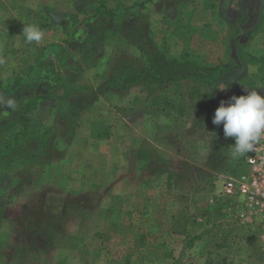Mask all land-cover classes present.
Returning a JSON list of instances; mask_svg holds the SVG:
<instances>
[{
  "label": "rangeland",
  "instance_id": "obj_1",
  "mask_svg": "<svg viewBox=\"0 0 264 264\" xmlns=\"http://www.w3.org/2000/svg\"><path fill=\"white\" fill-rule=\"evenodd\" d=\"M262 9L264 0H0V148L8 128L20 132L30 121L28 140L0 158V264H264L256 221L241 224L235 216L244 197L222 193L223 173L248 171L244 156L233 158L234 139L224 137L223 126L180 140L183 129L164 124L178 154L168 162L153 158L154 172H142L136 185L131 177L111 181L106 140L90 137H106V111L113 109L102 84L115 60L140 55L136 43L181 59V40L245 41L255 26L264 30ZM27 25L43 31L40 42H26ZM207 30H216L214 38ZM232 47L219 63L252 58L218 84L226 97L246 94L264 77V52ZM69 79L78 90L61 102ZM22 80L30 82L15 100L11 87ZM131 90L144 99L139 87ZM30 100L37 104L26 111ZM72 115L79 118L73 129L60 124V116ZM56 132L72 133L75 146Z\"/></svg>",
  "mask_w": 264,
  "mask_h": 264
},
{
  "label": "crops",
  "instance_id": "obj_2",
  "mask_svg": "<svg viewBox=\"0 0 264 264\" xmlns=\"http://www.w3.org/2000/svg\"><path fill=\"white\" fill-rule=\"evenodd\" d=\"M261 17H264L263 9ZM222 21L224 20L222 19ZM262 26H255L250 36L251 38L245 41L235 39L181 40V53L186 60L211 63L213 61L214 64H218L228 55L226 53L228 46H233L232 48L237 49L240 42H245L246 48H250L257 55L264 52V30ZM215 33L216 30H213L212 34L207 30V36H210V38H214L212 36H215ZM218 35L221 38L220 34ZM180 88V85H170L152 95H146L141 91L144 97L142 101H140L141 95L137 98V95L131 93L134 90L123 95L106 92V104L110 105L109 103H112L109 108L113 109L112 112L106 111V137L95 135L90 137L97 142L106 140V174H113L111 181L116 177H121L124 182H127V178L131 177L135 179L136 185L139 179L140 181L142 180V172H145L150 167V171L154 172L152 171L153 158L168 162L172 159V156H177L178 146L171 140V137L161 131L162 127L171 129L178 126V128L181 127L183 129L179 133L178 138L182 133H191L193 111L189 107L184 89L177 90ZM58 99L61 102L66 100V98L63 99L62 97ZM72 116H60L59 121H64L60 124L68 123L70 126L78 124L79 118L76 115ZM140 119L142 121L141 124ZM164 124L171 126V128L169 126L164 127ZM127 126L132 128L129 129ZM71 129H73V126H71ZM71 134L63 136L62 133H58L56 138L60 135L66 142H73L74 144L76 139L74 138L73 140L72 138L70 140ZM61 138L56 139V141H63ZM179 139L181 140V138ZM182 140L184 143L186 142V140ZM190 140L188 137V141ZM68 146H72V144ZM164 172H167V170ZM157 177L162 178L163 176L158 172ZM106 180H108L107 177ZM128 185L130 184L124 183L122 186Z\"/></svg>",
  "mask_w": 264,
  "mask_h": 264
},
{
  "label": "trees",
  "instance_id": "obj_3",
  "mask_svg": "<svg viewBox=\"0 0 264 264\" xmlns=\"http://www.w3.org/2000/svg\"><path fill=\"white\" fill-rule=\"evenodd\" d=\"M107 12L113 14L110 10H107ZM242 31V28L236 27L234 36H239ZM234 39L239 40L237 37ZM234 39L232 38V40ZM241 43L244 42L238 44V54L242 53V49H247L246 45H241ZM135 45L140 52L138 57L126 56L119 58L113 62L110 70L106 72V81L102 84V87L106 88V92L123 95L132 88L139 87L146 95H152L170 85H180L181 83H184V93L188 100L189 107L193 111V121L190 128L191 132L194 133L198 130L207 131L211 134L220 130L223 125H214L212 123V117L220 102L222 100L227 102L230 97L222 96L217 92L216 88L219 83L227 81L229 77L228 73L237 70L240 62L242 63L240 66L247 65V60L249 64L252 55L246 54V57H240V59L239 56H237L238 60H228V62L224 64H205L201 61L170 57L164 51L156 47L148 48L141 43H136ZM48 64L53 66V62L51 61H49ZM31 75L32 74H30L29 77H31ZM32 78L34 77H31L30 79L32 80ZM235 78L236 76L233 75L232 80H235ZM262 79L263 78L259 79L257 83L261 82ZM18 82L20 84H15L11 87L13 90L12 92H10V88L4 90L2 93L6 96V93L9 91L15 96V100L20 98V92L18 90H22V87L27 86L25 84H28L30 81L22 80ZM35 82L36 80L34 81V84ZM73 82H75L73 79H69L68 83L62 82V92L60 94L62 95V98L68 95V91H73L74 89L78 90V86H75ZM257 88L263 89L258 86ZM98 91H102V88L98 89ZM52 96L53 94L49 92L45 95L39 96V98L45 99ZM36 104L37 102H32V100L27 102L25 104L26 111L29 106H35ZM12 106H14L13 103ZM12 110L15 111V108L12 107ZM21 115L22 114H20V117L23 118ZM5 119L8 120V123L13 121L10 120L8 116L4 117V120ZM26 122L27 125L25 126L24 124H26ZM29 122L28 118L22 121V130L20 132L14 129L15 132L11 133V129L8 128V132L6 131L7 134L5 136H7V138L10 137L7 139L5 146L2 149L0 148V158L8 155L14 144H18L21 141H24V139L25 141L28 140L29 135H25V130H28L27 127L29 126ZM44 140L45 138L43 137L41 142H45ZM28 153L29 151L27 154ZM32 155L33 154H29L28 157L30 158Z\"/></svg>",
  "mask_w": 264,
  "mask_h": 264
},
{
  "label": "clouds",
  "instance_id": "obj_4",
  "mask_svg": "<svg viewBox=\"0 0 264 264\" xmlns=\"http://www.w3.org/2000/svg\"><path fill=\"white\" fill-rule=\"evenodd\" d=\"M26 42H40L43 31L37 25L22 29ZM225 89L227 84L223 83ZM259 88L245 89L243 95H233L227 102L221 101L212 117L214 125H223L225 138H233L232 156L239 158L255 150L264 137V92Z\"/></svg>",
  "mask_w": 264,
  "mask_h": 264
},
{
  "label": "built area",
  "instance_id": "obj_5",
  "mask_svg": "<svg viewBox=\"0 0 264 264\" xmlns=\"http://www.w3.org/2000/svg\"><path fill=\"white\" fill-rule=\"evenodd\" d=\"M259 87L264 89V77ZM243 161L248 166L246 173L222 174V193L227 198L244 197L236 200L235 216L241 224L256 221L258 236L264 241V137Z\"/></svg>",
  "mask_w": 264,
  "mask_h": 264
}]
</instances>
